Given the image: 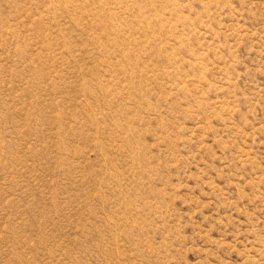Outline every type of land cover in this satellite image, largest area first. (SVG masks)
<instances>
[{
	"label": "rangeland",
	"instance_id": "374dc122",
	"mask_svg": "<svg viewBox=\"0 0 264 264\" xmlns=\"http://www.w3.org/2000/svg\"><path fill=\"white\" fill-rule=\"evenodd\" d=\"M0 264H264V0H0Z\"/></svg>",
	"mask_w": 264,
	"mask_h": 264
}]
</instances>
